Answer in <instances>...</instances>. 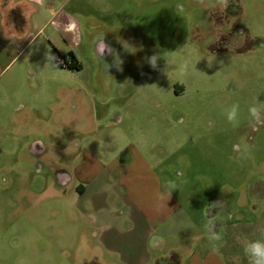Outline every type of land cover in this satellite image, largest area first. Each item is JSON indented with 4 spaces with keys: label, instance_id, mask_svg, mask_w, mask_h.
<instances>
[{
    "label": "rangeland",
    "instance_id": "374dc122",
    "mask_svg": "<svg viewBox=\"0 0 264 264\" xmlns=\"http://www.w3.org/2000/svg\"><path fill=\"white\" fill-rule=\"evenodd\" d=\"M71 51L80 68L62 66ZM258 103L264 0L223 9L216 0H0V264H196L199 248L215 243L208 205L262 196L264 124L248 111ZM234 104L238 128L226 119ZM125 108L136 128L117 120ZM120 154L162 174L177 211L144 218L130 183L95 181L86 186L101 209L82 215L86 168ZM64 176L73 181L62 184ZM150 186L136 183V196L152 202ZM235 220L223 241L238 247L234 264H249L244 247L262 224Z\"/></svg>",
    "mask_w": 264,
    "mask_h": 264
},
{
    "label": "crops",
    "instance_id": "0c3cea01",
    "mask_svg": "<svg viewBox=\"0 0 264 264\" xmlns=\"http://www.w3.org/2000/svg\"><path fill=\"white\" fill-rule=\"evenodd\" d=\"M117 120L120 122V124H126L131 128L137 127L136 116L132 117L130 109L128 108L124 109V116L122 114L119 115ZM138 132L141 137L142 129H139ZM36 149H41L42 152H45V149H43L41 145L36 146ZM40 167L43 166L40 165ZM83 175L84 176H82L81 181H84L85 184L82 182V184H79L80 186L78 189L80 191V196L77 199V208L86 218L89 216L91 217V210L94 209L95 206H97L100 210L101 208L99 207V204L102 205V202H99V199L95 200L93 199L94 196L89 195L90 192L86 186L90 183H94L95 181L98 183V186L117 184L121 181L130 183L131 187L128 189L132 199H134L133 204L138 206L137 210L142 216H144V218L164 220L177 211L179 206L175 195L173 193L169 195L170 192L163 190L164 178L162 174L160 175L149 162H144L138 165L136 160L127 161L126 159H122L120 154L114 157V161L110 165L102 164L100 162L92 163V168L89 169L88 166ZM61 178L62 184L73 181V178L70 176H64ZM136 183H143L145 189L147 184L149 186L151 184V194H156V198H153V201L150 202L149 199L145 197V194L137 197L135 194V188L133 187L136 185ZM262 188V196H253L248 194L246 196H238L234 199L235 203L232 199H226L228 197H220L218 199V201L224 203L223 207L218 209L216 208L215 210V225L219 234L221 235V240L215 241V243L212 245L208 244L205 247H200L199 258L196 264H234V255H237L236 251L238 250V247H236L234 243L223 241V235L224 233L228 234L232 232L233 228L229 229L228 231L226 230L228 227L236 228L237 225H239L238 221L235 220L236 218H239L242 222H244V224L247 225L248 228L252 230H255L256 225L262 224V226H264V184ZM141 190L143 191L144 188H141ZM243 197H245V200ZM89 199L93 200V202ZM83 200H85L86 203H84ZM88 200L91 203L90 207L87 203ZM251 201H253L250 204L251 210L248 207L245 209V202L247 205H249ZM254 202L258 204L256 205ZM224 208L225 212H227L225 215H223ZM95 222L93 224L98 226L100 229L104 231L109 230V227H105V225L102 226L101 224L97 225Z\"/></svg>",
    "mask_w": 264,
    "mask_h": 264
},
{
    "label": "clouds",
    "instance_id": "9594fccd",
    "mask_svg": "<svg viewBox=\"0 0 264 264\" xmlns=\"http://www.w3.org/2000/svg\"><path fill=\"white\" fill-rule=\"evenodd\" d=\"M228 5V0H216V7L226 8ZM125 47V46H124ZM159 58L157 55H152L147 58V63L153 70L158 69ZM114 66L117 70L122 71V61L116 55L114 58ZM189 62L184 61L178 66V76L183 77L188 74ZM249 116L256 124H264V103L253 104L249 107ZM226 119L231 124L233 128H238L240 125V109L238 104H234L231 109L226 114ZM244 152L247 154L248 147L245 145ZM168 188L172 190L177 189V185L174 182H169ZM173 192V191H172ZM169 195H171V193ZM224 203L220 201H215L208 205L210 213L214 208L223 207ZM205 231L207 233V238L210 242L221 240V235L219 234L215 223L210 219L208 223L205 224ZM257 232L260 238L250 240L244 247V253L248 257L249 264H264V226L258 227ZM155 243H163L162 240H154Z\"/></svg>",
    "mask_w": 264,
    "mask_h": 264
},
{
    "label": "flooded vegetation",
    "instance_id": "af4514ba",
    "mask_svg": "<svg viewBox=\"0 0 264 264\" xmlns=\"http://www.w3.org/2000/svg\"><path fill=\"white\" fill-rule=\"evenodd\" d=\"M72 28H73V25H71V24H69L67 27L68 30H72ZM68 58H69L68 60H70V64H72L74 61L79 63L78 58L76 57L74 52H72V54L69 53ZM35 149H36V147H35Z\"/></svg>",
    "mask_w": 264,
    "mask_h": 264
},
{
    "label": "trees",
    "instance_id": "16d2710c",
    "mask_svg": "<svg viewBox=\"0 0 264 264\" xmlns=\"http://www.w3.org/2000/svg\"><path fill=\"white\" fill-rule=\"evenodd\" d=\"M70 53L72 54V51H71ZM79 65H80L79 63H77V62L74 61L72 64L69 65V67H70V68H80ZM173 261H174V262H173L174 264H179V261L177 260V257H175V258L173 259Z\"/></svg>",
    "mask_w": 264,
    "mask_h": 264
},
{
    "label": "built area",
    "instance_id": "2783aa9c",
    "mask_svg": "<svg viewBox=\"0 0 264 264\" xmlns=\"http://www.w3.org/2000/svg\"><path fill=\"white\" fill-rule=\"evenodd\" d=\"M69 65H70V61L67 59L62 62V66H64V67H68Z\"/></svg>",
    "mask_w": 264,
    "mask_h": 264
}]
</instances>
